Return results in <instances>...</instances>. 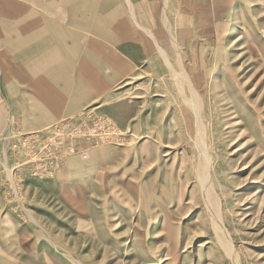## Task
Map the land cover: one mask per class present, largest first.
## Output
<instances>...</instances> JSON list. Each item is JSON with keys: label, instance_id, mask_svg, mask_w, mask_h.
<instances>
[{"label": "rangeland", "instance_id": "1", "mask_svg": "<svg viewBox=\"0 0 264 264\" xmlns=\"http://www.w3.org/2000/svg\"><path fill=\"white\" fill-rule=\"evenodd\" d=\"M250 4L235 12L214 45L155 42L157 63L138 72L127 85L132 86L117 94L139 101L129 129L102 113L98 101L83 111L80 122L49 128L42 139L52 155L57 152L59 164L51 174L33 173L49 165V155L23 164L28 151L45 143L14 150L17 137L9 134L3 151L10 165L0 159V170L11 209L44 227L66 223L72 233L59 231L51 237L67 245L69 256L87 264H264V146L257 143L264 140V109L252 108L256 100L264 103V0ZM238 70L248 78L253 103L235 91ZM216 75L221 87L214 83ZM192 87L201 95L196 104L189 102ZM230 104L240 111L247 133L254 132L236 143L237 130L228 121ZM103 116L111 124L97 125ZM199 121L236 261L222 246L198 179L196 166L204 159L197 147L202 142ZM65 176L72 184L66 187L71 201L60 203L49 187L57 180L60 187Z\"/></svg>", "mask_w": 264, "mask_h": 264}, {"label": "crops", "instance_id": "2", "mask_svg": "<svg viewBox=\"0 0 264 264\" xmlns=\"http://www.w3.org/2000/svg\"><path fill=\"white\" fill-rule=\"evenodd\" d=\"M252 1L0 0V159L9 167L3 151L9 134L78 123L97 101L129 129L139 101L117 94L157 63L155 42L214 45ZM3 176L0 170V264H87L51 237L72 233L66 223L44 227L11 209ZM55 185L53 199L70 202L68 178L60 182L63 192Z\"/></svg>", "mask_w": 264, "mask_h": 264}, {"label": "bare ground", "instance_id": "3", "mask_svg": "<svg viewBox=\"0 0 264 264\" xmlns=\"http://www.w3.org/2000/svg\"><path fill=\"white\" fill-rule=\"evenodd\" d=\"M238 35L239 34L236 33V34H234L231 37L233 43L236 40H238V38H239ZM180 66H182V65H180ZM172 70H173L174 73H177V74L179 73V71L174 70V68H172ZM180 73L184 76V81H189V73L185 69L184 66H182ZM240 73L241 72L238 70V72L235 75H233V77H234V79L236 81L235 91L238 94L241 93V92L245 93V95L243 97L246 99V101L248 100L249 102L253 103L252 100H251V96H252V93H253L252 92L253 91L252 87L250 88L249 87L250 84H247V82H246L248 80V78H246L245 75L243 77H240ZM219 79L220 78H218L217 75L214 76V83H215L216 87H221ZM177 80L179 81V79H177ZM197 90L194 87L191 88L192 96L189 99V102H192L193 104H196L195 103L196 102L195 98H200L201 99V95L197 93ZM220 91H222V88H220ZM234 105L230 104L228 106V108H227V111H229L228 114L230 115V119L228 121L232 123L231 128H234V129L236 128L235 130H237V137L233 141L234 143H236V142L240 141V139H239L240 137H242V136L245 137L246 135H249V136L251 135L252 136L253 135L252 133H254V132L252 131L249 134L247 133V129H246V127H244L245 122L243 121V118L238 114L239 110L237 111ZM240 105H241V103H240ZM193 107H194V105H193ZM252 108L255 109L256 111L261 112L264 109V103H262V101H260V100H256L255 101V105L252 106ZM242 111L243 110H241V112ZM244 112H243V114H244ZM198 131H199V137H200V140H201L202 138H204V133H205V128H204L203 125H201V121H199ZM262 135L264 136V132H262ZM257 143L259 145H261V146H264V140H261V141H259ZM197 147H198V150L200 152V157H202V156L204 157L203 161L201 160L200 164L198 166H196V167H198V169L197 168L196 169L198 170L197 171L198 179L200 180V182L202 184L201 186H202V189H203V196H204V200H205L206 206H207L208 211L210 212V214L212 216V223H213L214 228L216 229V231H218V233L219 232L221 233V235H219V239H220L221 243L223 244L222 246H224V248L230 253V255L233 256L234 260L236 261L238 254H237L236 248H235V246H234V244H233V242L231 240V237H230L227 229L225 228V226H224V224L222 222L220 206H219V202H218V195L216 193L215 186H214V183H213V180H212V177H211V172H210L211 157H210V155L207 152L206 145H205V142H204L203 139H202V142L200 144H198ZM257 150L258 149H254L253 152H256ZM166 153H168V152H166Z\"/></svg>", "mask_w": 264, "mask_h": 264}, {"label": "built area", "instance_id": "4", "mask_svg": "<svg viewBox=\"0 0 264 264\" xmlns=\"http://www.w3.org/2000/svg\"><path fill=\"white\" fill-rule=\"evenodd\" d=\"M86 116H90L92 118H95L93 116V113H90V112L86 113ZM106 122H109V124H111V120L109 118H107L106 116L99 117V119L97 118V125L102 124V123H106ZM69 123H70L69 120H63L62 122H59V123H56L50 127H47L45 130H33L30 132H23V133L19 134V137L17 139H15V141L12 143V147L14 150L21 151L23 149V148H21V146H23L25 144L27 146H30L31 142H34L38 146H42L45 143V140L42 139V136H44L47 131H50L49 128H55V125H58L59 126L58 130H61L63 127L67 128ZM78 129H80V131H81V127ZM46 145H48L47 142L40 149H38V151L37 150L28 151L27 160L23 163V164L36 163V162H38L36 160L38 158H40L41 155H45L44 159H46L47 158L46 156L49 155V157H48L49 158V160H48L49 161V165H48L49 169H48V166H45L44 164H42L40 169L38 167H36V169L34 168L33 173H35V174L36 173L37 174H51L54 171V170H52V168H57L59 166V164L57 163V159H58L57 152H56V154L52 155L53 152H52L51 148L48 149ZM59 158H62V157L60 156ZM41 159L42 158H40V161H41Z\"/></svg>", "mask_w": 264, "mask_h": 264}]
</instances>
